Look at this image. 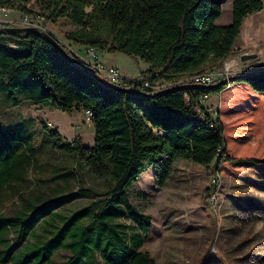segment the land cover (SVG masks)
Wrapping results in <instances>:
<instances>
[{"label": "trees", "instance_id": "1", "mask_svg": "<svg viewBox=\"0 0 264 264\" xmlns=\"http://www.w3.org/2000/svg\"><path fill=\"white\" fill-rule=\"evenodd\" d=\"M0 7L69 24L72 43L139 57L151 65L140 78L172 82L224 61L244 19L261 11L264 0H233L228 25L217 24L223 8L214 0H0ZM6 26L14 25L0 22L5 102L90 110L95 143L64 142L57 131L49 132L43 144L73 155L93 180L80 190L91 201L66 215L58 209L76 195L32 199L20 192L21 209L0 210V264H53L59 250L70 253L63 264H95L97 255L105 264H158L143 250L153 218L128 192L141 174L153 166L156 184L164 187L179 159L226 177L246 167L264 169V67L213 88L187 83L154 95L119 90L86 70L72 51L67 58L39 33H8ZM205 93L220 94L221 103L216 116L206 111L198 118ZM1 133L0 195L24 187L33 162L29 147L5 144Z\"/></svg>", "mask_w": 264, "mask_h": 264}, {"label": "rangeland", "instance_id": "2", "mask_svg": "<svg viewBox=\"0 0 264 264\" xmlns=\"http://www.w3.org/2000/svg\"><path fill=\"white\" fill-rule=\"evenodd\" d=\"M214 1H219L223 8L217 24L231 23V0ZM22 18L23 13L16 10L7 15L0 11L3 23L24 26ZM41 23L64 44L76 45L66 36L73 29L71 25ZM234 45L242 48L240 52L254 50L248 54L257 56L245 61V69H252L260 59L256 52H264V8L245 18ZM79 53L87 56L84 50ZM96 53L105 65L116 67L126 78H140L148 68L147 62L123 52L98 49ZM232 54L238 55L239 51ZM222 66L223 63L207 64L204 70ZM219 100L218 95H213L203 103ZM215 105L205 107L217 113L220 105L214 108ZM0 116L4 143L29 147L30 157L33 156L24 187L4 190L0 195V210L14 214L21 209L20 192L31 195L32 199L55 193L76 195L62 209L66 214L87 206L91 198L80 196V190L93 185L91 177L80 170L73 155L53 149L49 142L43 144L49 132L57 131L64 142L78 140L83 146L92 147L95 128L85 110L61 111L28 101L11 107L0 94ZM128 192L132 203L153 218L143 250L158 264H264V260H258L264 257V169L246 167L240 175L226 177L215 174L212 167L179 159L164 187L156 184L155 169L151 166ZM39 234L44 235L41 230ZM69 254L59 250L53 264H63ZM95 264L105 262L97 255Z\"/></svg>", "mask_w": 264, "mask_h": 264}, {"label": "built area", "instance_id": "3", "mask_svg": "<svg viewBox=\"0 0 264 264\" xmlns=\"http://www.w3.org/2000/svg\"><path fill=\"white\" fill-rule=\"evenodd\" d=\"M0 11L4 13L5 15H7L12 10L6 9L4 7H0ZM42 21L45 22L44 19L40 16L25 15L23 16L21 23L24 26L37 27L38 29L47 31L46 27H44L45 25L44 24H43L44 26L42 25L41 23ZM68 48L71 49L70 47ZM71 50L77 57L80 58L79 54L76 51H74L73 49ZM88 51L93 60L89 65L93 69V72L103 82L121 86L129 90H135L137 92H146V93H151V94L162 92L164 90H168L175 86L187 84V83L203 84V85L215 84L221 80L229 79L232 75H235L232 72V68L234 65L238 64L237 59L235 60L232 59V60L223 62V66L220 68H213V69H209L203 72H196L193 74H188L176 81H172V82H164L162 80L152 81L149 78H145V77L137 78V79L136 78L130 79V78L123 77L119 69H117L116 67L107 66L104 63H101L99 61V56L96 53L97 51L96 49L89 48ZM256 70H259V69L258 68L253 69V71H256ZM210 95L211 94L205 93L201 97L200 99L201 105H203V102L206 99H208ZM203 107L204 108H198V114H199L198 118H203L204 113L206 111H209L211 114H213V116L217 115V113L212 112V109L206 108L204 105ZM85 112L89 117H92V112L90 110H86ZM217 180L218 179L215 178L214 183H216Z\"/></svg>", "mask_w": 264, "mask_h": 264}, {"label": "water", "instance_id": "4", "mask_svg": "<svg viewBox=\"0 0 264 264\" xmlns=\"http://www.w3.org/2000/svg\"><path fill=\"white\" fill-rule=\"evenodd\" d=\"M3 31L8 32V33H22V32H30V31L37 32L44 39H46L51 45H53L58 51H60L63 55H65L67 58H73L68 51V47L60 39H58L57 37H55L52 33L48 32V31L39 30L37 27H28V26H10V27L6 26V27H4ZM256 56H257L256 54H244L241 56V59H242V61H246L248 59L255 58ZM85 65H86L85 66L86 70L90 71L93 75H95L97 78H99L93 72V69L90 67V65H87L86 63H85ZM257 67H264V62L259 63L257 65ZM234 76H236V75H234ZM234 76L229 78V79L221 80L219 83H215V84H210V85L196 84V85L200 86V87H204V88H213V87L217 86L218 84L227 83L228 81L232 80L234 78ZM250 78L253 79V77H250ZM103 83H105V82H103ZM105 84H108V83H105ZM108 85H111V86H113L119 90H125L126 89L124 87L117 86L114 84H108ZM155 94H157V93H155Z\"/></svg>", "mask_w": 264, "mask_h": 264}, {"label": "crops", "instance_id": "5", "mask_svg": "<svg viewBox=\"0 0 264 264\" xmlns=\"http://www.w3.org/2000/svg\"><path fill=\"white\" fill-rule=\"evenodd\" d=\"M232 1L233 0H231L230 1V4H231V6H232ZM246 18H247V16H246ZM220 19H218L216 22L218 23V21H219ZM245 20V19H244ZM231 22H232V20H231ZM228 24H230V22H226L225 24H219V25H228ZM242 29V28H241ZM237 40V39H236ZM75 44V43H74ZM67 47H70L71 49H73L74 51H76L78 54H79V56H80V59L82 60V61H84L87 65H89L93 60H92V57L90 56V54H89V48L88 47H85V46H80V45H78V46H76V45H73V44H65ZM240 49H242L240 46H238V47H235V45H234V47H233V51H232V53H235V51H239V54L238 55H235V56H231V55H233L232 53L224 60V61H222L221 63H223V62H225V61H228V60H232V59H238V64H236V65H234L233 66V68H232V72H233V74H238V73H244V72H249V71H251L252 69H255V68H258L257 67V65L259 64V63H261V62H264V52H256V53H258V55H260V59L256 62V64L254 65V67L252 68V69H245V61H242V59H241V56L242 55H244L245 53L246 54H248L249 52H252V51H254V50H250V51H247V52H240ZM85 51V53L87 54V56L85 57V56H82L80 53H79V51L81 52V51ZM99 61L101 62V63H103L102 61H101V56L99 57ZM150 64L148 63V68H147V70L150 68ZM120 71V70H119ZM121 74H122V72H121ZM122 76H123V74H122ZM123 77H125V76H123ZM213 95H218V97L220 98V100L219 101H217V102H213V103H208V104H205V103H203L204 104V106H207V107H212L213 106V104L215 105V103H216V105H215V107L214 108H218V106L220 105V102H221V95L220 94H211L210 95V97L211 96H213ZM4 192V191H3ZM65 206H67V205H65ZM65 206H64V208H65ZM62 208V207H61ZM58 209V210H60V212L61 213H63L62 212V209H64V208H62V209ZM74 211H76V210H74ZM73 211H70L69 213H63V214H66V215H69V214H71ZM42 231V229H38V232L39 231Z\"/></svg>", "mask_w": 264, "mask_h": 264}]
</instances>
